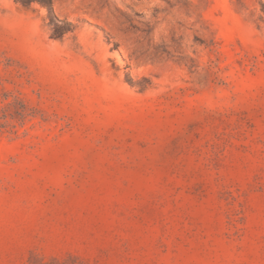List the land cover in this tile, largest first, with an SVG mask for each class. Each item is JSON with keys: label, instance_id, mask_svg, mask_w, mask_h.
I'll return each instance as SVG.
<instances>
[{"label": "rangeland", "instance_id": "1", "mask_svg": "<svg viewBox=\"0 0 264 264\" xmlns=\"http://www.w3.org/2000/svg\"><path fill=\"white\" fill-rule=\"evenodd\" d=\"M0 264H264V0H0Z\"/></svg>", "mask_w": 264, "mask_h": 264}, {"label": "trees", "instance_id": "2", "mask_svg": "<svg viewBox=\"0 0 264 264\" xmlns=\"http://www.w3.org/2000/svg\"><path fill=\"white\" fill-rule=\"evenodd\" d=\"M24 1H27V0H24Z\"/></svg>", "mask_w": 264, "mask_h": 264}]
</instances>
